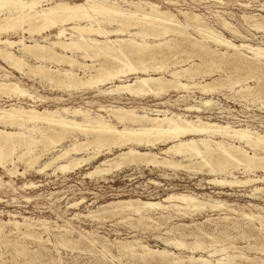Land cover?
<instances>
[{"label": "rangeland", "instance_id": "374dc122", "mask_svg": "<svg viewBox=\"0 0 264 264\" xmlns=\"http://www.w3.org/2000/svg\"><path fill=\"white\" fill-rule=\"evenodd\" d=\"M142 1L158 4L175 14L179 20H182L183 16L179 14L178 9L196 13L205 25L230 39L233 43L243 42L264 47V0H141V4L144 5ZM76 2H84V0ZM221 20H225L228 25L221 26ZM258 23L259 25H257ZM131 29L134 30L135 27ZM185 32L186 35L190 34L192 39L187 36L186 40L177 46L180 37L167 36L166 39L169 41L173 39L169 44L175 45V47L163 49L166 53L175 52L173 60H184L180 64L182 67L188 66L190 61L199 62V56L189 52L192 51L189 46H191L190 41L194 40V37L205 46L207 45L210 52L214 51L213 55L215 54V56L218 54L217 52L227 51L222 45H216L210 40H202L191 27H187ZM24 35L28 36L27 33ZM1 36L3 38L9 36L12 40L17 39L14 34H2ZM181 49L188 52H183ZM156 50H162V47H156ZM176 51L181 52L176 53ZM63 53L68 56L72 55L83 63L98 65L103 61L107 62L106 66L109 69H112L109 66L111 62L110 65L115 63L114 67L122 66L117 59L114 60L108 56L82 58L80 52L64 51ZM246 55L251 54L246 52ZM167 57L159 56V61L158 58L146 62L143 59V64L151 66L152 64L160 65V62L161 64L169 63V56ZM28 60L30 63L36 62L32 61L33 59ZM223 60H228V58ZM0 63L4 67L0 68V75L7 72L9 75L7 79L17 80L16 82L21 87L32 92L35 96L33 102L31 99L21 96H12L9 99L5 95H1L0 107L12 103L25 107L33 105L37 110L76 107L82 110L88 109L92 113H99L103 116H106L107 112L100 106L117 105L127 109L134 108L139 113L169 109L188 118L200 115L203 120L228 123L236 127L246 126L264 134V60H261L259 64V68L263 72L259 82L257 74L252 78H246L251 75H248L245 69L235 70L233 63L228 64L227 61H222L219 67L210 69L207 66H202L201 70H206V72L194 73L193 76L192 74H182L179 78L180 81L189 83L191 87L187 90L171 88L158 98L151 95L136 97L125 91L116 95L100 94L96 86L71 88L58 85L61 87L59 88L49 76L46 79L39 75H31V73L21 74L1 61ZM49 64L52 69H70L68 64L63 62L57 65ZM137 65L140 66V64ZM174 69L179 70V67L175 66ZM72 70L82 77L83 72L78 66H73ZM88 74L89 70L83 76ZM137 75L142 74L128 72L120 75L119 79L128 82ZM160 75L166 79H172L169 72H152V76ZM226 76L231 77L233 81L231 85L226 82L227 84L223 87L215 88L208 93H202L199 90L200 85L211 81L212 78L219 79L217 80L219 82L220 80L224 81ZM112 81L113 83L119 82L118 79ZM110 85V81H106L99 85V89H105ZM260 87L262 90H259ZM206 99H211L215 103L212 106L201 107V112L187 110V107L199 106L198 102ZM45 129L48 127L45 126ZM50 130L47 131L50 132ZM73 133L77 134L75 131L71 132V134ZM36 134L39 135L36 132L33 133L34 136ZM77 135L79 142L86 141L85 134L79 132ZM61 142V144L69 145L73 140L67 137ZM107 144L98 147L88 146L86 153L84 151L77 152L74 154L75 157L87 158L88 154L93 153V150L100 151L89 162H83L78 167L65 172L58 169L53 172V165L46 167L40 173L36 172V169L42 167L43 162L47 160V156L50 157L51 150L46 156L43 155L33 163V167L24 161L17 162L15 175L0 169V221L22 223L26 219L29 225L27 227L21 225L15 229L11 224H4L1 227L0 264H204L202 261H190L189 256H202L209 259V264H264V225H261L257 218L245 217V214H258L259 210L255 206L263 208L260 210V214L264 216V193L252 195L253 191H251L255 186L264 187V184L213 186L207 183V179L211 176L206 172H196L193 175L185 168H160V166H145L142 163H129L118 169H111L109 172L89 174L100 164L102 167H107L105 163L101 162L118 154V147H111V150H108ZM45 145L44 141L37 142L32 146L34 148L32 151L42 152ZM165 146L158 144L155 149H152V152H157L159 148ZM135 147L141 151L145 150L142 144ZM47 148L52 149L53 147L48 145ZM59 148L60 143L54 145L55 150ZM245 149L248 152L251 151L249 148ZM259 169H256L254 173L263 174L264 172ZM228 171L240 179L252 175L250 172L246 173L242 165L238 168L229 165ZM30 183L34 185H30ZM172 193L195 195L203 201L205 199L219 200L226 206L219 210L209 209L208 203L205 204V207L200 206L195 210L187 208V212L185 208L178 209V212L170 208L164 211L157 210L151 212V220L132 215L128 209L119 207L113 209L110 206L111 202L129 199L160 200L163 204H167L168 202L163 199ZM169 203L179 202L172 199ZM26 229L34 234L38 232L36 236L39 235L41 241L34 237L31 238V236L22 235L21 231L23 230L24 233ZM64 229L65 231H63ZM167 240H178L183 244L178 246L174 243H165ZM126 243L133 246L132 251L121 249L120 245ZM26 246L27 248H25ZM143 246L145 249L166 250L170 257L166 255L167 258L165 256L164 261L159 262L158 259L161 255L143 252ZM210 250L214 252L208 254L207 251Z\"/></svg>", "mask_w": 264, "mask_h": 264}, {"label": "bare ground", "instance_id": "6f19581e", "mask_svg": "<svg viewBox=\"0 0 264 264\" xmlns=\"http://www.w3.org/2000/svg\"><path fill=\"white\" fill-rule=\"evenodd\" d=\"M76 1L0 0V61L21 74L31 73V75H39L46 79L49 76L57 86L71 88L96 86L100 94L116 95L125 91L136 97L151 95L156 98L171 88L175 90L189 89L191 85L179 79L182 74H192L193 76L194 73L206 72V70H201L202 66L211 69L212 67H219L222 61H227L228 64L233 63L235 70L245 69L247 74L251 75L246 76V78H252L253 75L257 74L258 82L264 72L259 68L261 60H264V47L243 42L235 44L205 25L196 13L178 9L179 14L183 16V19L179 20L172 12L149 1H142L144 5L141 4V0ZM220 22L222 23L221 26L226 27L228 25L225 20ZM130 27H135V29L132 30ZM187 27H191L198 33L202 40H210L216 45H222L227 51H216L218 54L216 53L215 56V54L213 55L214 51L210 52V48L206 47L207 45L205 46L194 37V40L190 41L191 46L189 47L192 51L189 52L196 53L199 56V62L189 60V65L182 67L180 64L184 60H173L175 52L166 53L164 50L175 47V45L169 44L173 39L169 41L166 39L167 36L180 37L177 46L186 40L187 36L190 37L191 35H186L185 32ZM25 33L28 36H25ZM2 34H14L17 39L12 40L9 36L3 38ZM111 36L115 37L111 39ZM156 47H162V50H156ZM64 51L80 52L82 58L91 56L112 57L121 63L122 68L120 66L114 67L115 63L112 64L113 66L110 65L112 62L109 64L112 69H109L106 66L107 62L104 61L98 65L83 63L72 55L64 54ZM181 51L188 52L184 49ZM181 51H176V53ZM246 52L251 55H246ZM130 56L132 58H129ZM159 56L162 58L169 56V63L161 64L160 62V65L147 63L151 66H144L143 59L144 62L152 61L157 60ZM225 58L228 60H223ZM28 59H33L32 61L35 60L36 62L30 63ZM62 62L68 64L70 69H52L49 67V63L57 65ZM162 62L164 63L163 60ZM73 66H78L83 75L88 70L89 74L81 77L72 70ZM175 66L179 67V70H175ZM0 68H4L1 63ZM165 71L171 74L172 79H166L162 75L152 76V72ZM128 72L141 73L142 75H137L128 82L119 79L120 75ZM0 76V96L5 95L9 99L12 96H21L35 101L32 92L21 87L16 82L17 80L7 79L9 77L7 72ZM113 79H118L119 82L113 83ZM217 80L219 79L212 78L211 81L200 85L199 90L202 93H208L215 88L223 87L227 83L231 85L233 82L230 76H226L224 81L218 82ZM106 81H110L111 85L105 89H99V85ZM259 90H262V87ZM199 103V106L191 105L187 107V110L201 112L202 108L212 106L215 102L206 99L199 101ZM100 107L107 112L106 116L76 107L37 110L33 105L25 107L14 103L0 107V169L15 175L17 162L24 161L33 167V163L37 162L43 155L46 156L51 150L50 157L47 156V160L43 162L42 167L36 169V172L40 173L51 165L54 166L53 172L57 169L65 172L78 167L83 162H89L100 151L93 150V153L88 154L87 158H78L74 154L79 151H87V147L91 145L98 147L108 143V150H111V147L119 148L118 154L101 162L105 163L107 167H102L100 164L89 174L109 172L111 169H118L129 163H142L145 166H160V168H185L193 175L196 172H206L211 176L207 179V183L213 186L264 184V173L261 175L254 173L258 168L264 172V154H261L264 152V134L258 131L251 130L246 126L236 127L228 123L203 120L200 115L188 118L169 109L144 111L145 113L141 111L143 113H139L134 108L127 109L117 105ZM45 126L48 129L44 130ZM74 131L77 134L79 132L85 134L86 141L79 142L77 140L78 135L76 133L71 134ZM35 132L39 135L34 136L33 133ZM69 133L70 135H68ZM67 137H70L73 142L69 145L61 144V141ZM41 141L46 143L44 150L42 152L32 151L34 149L32 146ZM58 143H60V148L55 150L54 145ZM140 144L145 148L144 151L135 147ZM158 144L166 146L159 148L157 152H152V149H155ZM48 145L53 148L48 149ZM123 148L125 149L123 150ZM245 148H249L251 151L248 152ZM160 154L162 156H159ZM229 165H234L235 168L242 165L245 172H250L252 175L244 179L237 178L231 171H228ZM241 172L243 171L241 170ZM30 185L34 184L30 183ZM251 191H253L252 195L264 193V187L255 186ZM172 199L179 203H169ZM163 201L168 203L163 204L160 200L129 199L111 202L110 206L113 209L118 207L128 209L132 215L150 220L151 212L157 210L164 211L169 208L177 210V212L180 208H185V211L187 208L195 210L200 206L205 207V204L208 203L209 209L219 210L226 206L219 200L205 199L203 201L195 195L184 193L168 194ZM255 208L259 210L257 215L245 214V217L257 218L260 224L264 225V216L260 214V210L263 208L259 206H255ZM4 224H11L14 229L21 225L29 226L26 219L22 223L19 221H7L5 223L0 221V229ZM26 230L24 233L23 230L21 231L25 237L27 235L36 240L41 239L39 235L36 236L38 232L36 233L35 230L36 234L28 232V230L26 232ZM165 243H174L178 246L183 244L178 240H167ZM129 244H122L120 247L132 251L133 246L131 247ZM143 247V252L161 255L158 259L159 262H163L164 257L169 255L166 250L145 249V246ZM213 250L207 251V253H213ZM189 260L209 264V259L202 256H189Z\"/></svg>", "mask_w": 264, "mask_h": 264}]
</instances>
